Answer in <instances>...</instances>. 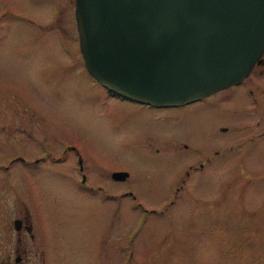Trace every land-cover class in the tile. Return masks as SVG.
Segmentation results:
<instances>
[{
  "label": "rangeland",
  "instance_id": "obj_1",
  "mask_svg": "<svg viewBox=\"0 0 264 264\" xmlns=\"http://www.w3.org/2000/svg\"><path fill=\"white\" fill-rule=\"evenodd\" d=\"M74 2L0 0V157L31 155L33 135L54 153L64 139L86 183L104 191L69 182L71 148L54 164L15 161L0 173L5 253L19 235L28 245L21 264H264V122L244 142L246 94L225 97L223 87L164 106L109 97L85 69ZM236 142L240 149L203 160ZM113 170L127 175L112 179ZM26 213L43 261L27 229L13 228Z\"/></svg>",
  "mask_w": 264,
  "mask_h": 264
},
{
  "label": "water",
  "instance_id": "obj_2",
  "mask_svg": "<svg viewBox=\"0 0 264 264\" xmlns=\"http://www.w3.org/2000/svg\"><path fill=\"white\" fill-rule=\"evenodd\" d=\"M74 18L91 77L154 106L239 82L264 49V0H75Z\"/></svg>",
  "mask_w": 264,
  "mask_h": 264
},
{
  "label": "flooded vegetation",
  "instance_id": "obj_3",
  "mask_svg": "<svg viewBox=\"0 0 264 264\" xmlns=\"http://www.w3.org/2000/svg\"><path fill=\"white\" fill-rule=\"evenodd\" d=\"M55 5L57 8H55V11L52 13V15L54 16L58 15L57 11L59 8L57 4ZM257 75L264 79V49L261 52L259 60L256 61L251 66L248 73L239 82L229 84L225 86L222 90H220L221 92H224L223 93L224 96L227 97L231 90L239 88L240 92L246 94L247 96V100L245 101L247 105L244 106L243 108H245L246 110H249L248 113L250 114V119H248L247 124H244L247 127V129L249 128L248 130H246V133H248L249 135H247L246 138L244 137V142L247 141V139H253L255 137H258L257 135L258 133L256 132V129L258 128L261 121L264 122V81L262 83L254 82L253 77ZM93 80L95 81V79ZM107 95L109 97L117 98L119 100L127 99L124 96H120L118 94H115L109 91H107ZM204 97L205 96L201 98L203 99ZM138 103L140 105H149V104L141 103V102H138ZM263 128H264V125H263ZM34 136L35 135H33L32 137H33V144L35 145H32L34 151L31 153V155L26 157L23 155L24 154L23 151L16 149V150H13L14 155L10 156L8 160H6L5 155L4 157L3 156L0 157L1 177H3L2 172H5L7 168L10 167V165H12L15 161L30 164V166L31 165L37 166L39 164H43L44 162H50V164H54L55 162H62L65 158H67V151L69 148H71L72 152H74L75 154V156H73V159L76 160V164L75 166H73V171L76 174V176L74 177L72 176L73 178H71L70 173H68L69 182L72 183L75 189L83 190L89 194H93L95 191L96 193L97 191H100V190L104 191L102 187L95 185V183H92V184L89 182L86 183V173L83 169L82 159H81V156L79 155L78 149L73 144H71L67 140L61 139L59 140V146L57 147L54 153V151L52 150L53 146H51L50 143L46 142V144L43 145L42 141L35 139ZM183 145L185 146V143H183ZM238 145H239V142L229 143L228 145L223 146V149L220 151L214 149V151L211 152L209 155H206L203 160L209 161L218 152L221 154L230 152L231 150L235 148V146H238ZM34 146L38 148V151L35 150ZM0 147L2 150L5 147V144L0 142ZM238 148L239 149L241 148L240 145L238 146ZM201 156H203V154H201ZM56 164L60 166V167L58 166L61 171L59 172L62 174H66L65 171H63V169L61 168V165L59 163H56ZM198 166L199 167L202 166V161L198 162ZM193 167H195L194 163L187 164L186 169H185V174L188 175L189 169ZM111 172H110V177H111ZM126 175L124 177H126ZM179 187H181V185H179ZM177 189L178 187L175 188V190ZM104 194L107 195V193H104ZM14 219L18 220V226L16 227L13 224ZM28 219H29V215L27 213L21 217H14L12 219L13 228L16 231H18L17 233H19V231H21L22 228L25 230L27 229L26 232L29 233V238L31 239V241L34 240L35 246L36 247L41 246L40 247L41 252H39V259L43 261L45 259L44 255L47 254V252L45 251V247H44L43 237L38 234V236H36L38 239H36L35 241V236L33 235V233H30L31 223L29 221L27 222ZM37 230L39 232V227H37ZM27 248H28V245H22L21 237L19 235L16 236V239L13 243L12 252L5 253L4 245L1 246L0 244V264H21L23 256L26 254Z\"/></svg>",
  "mask_w": 264,
  "mask_h": 264
}]
</instances>
